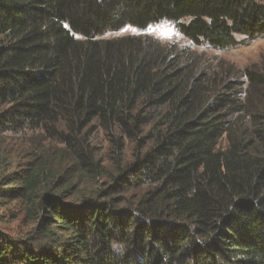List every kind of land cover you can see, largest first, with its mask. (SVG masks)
Masks as SVG:
<instances>
[{
  "label": "trees",
  "instance_id": "obj_1",
  "mask_svg": "<svg viewBox=\"0 0 264 264\" xmlns=\"http://www.w3.org/2000/svg\"><path fill=\"white\" fill-rule=\"evenodd\" d=\"M161 22L226 51L264 38V0H0V134H57L91 174L81 130L141 142L151 124L148 147L76 202L81 184L38 164L1 174L0 197L32 228L0 233V264H264V69L101 39Z\"/></svg>",
  "mask_w": 264,
  "mask_h": 264
},
{
  "label": "rangeland",
  "instance_id": "obj_2",
  "mask_svg": "<svg viewBox=\"0 0 264 264\" xmlns=\"http://www.w3.org/2000/svg\"><path fill=\"white\" fill-rule=\"evenodd\" d=\"M126 36L152 38L161 45H170L174 49L189 48L200 66L204 69L229 65L234 69H245L257 66L264 69V38L252 41H240L232 49L226 51L212 50L207 47H193L174 27L167 22L149 26L143 31L125 28L117 33H108L101 39H116ZM208 66V67H206ZM151 125V124H150ZM146 126L139 135L141 142H131L125 136H120L116 130H105L98 122L87 125L78 135V140L86 141L88 149L93 153V160L98 164L94 173L88 174L75 165L76 156L57 134L47 135L43 132H24L21 134H0V175L22 169H32L39 165L41 178H52L60 175L72 179L74 184H81L76 196L70 202H76L83 196H92L105 184L111 183V178L117 172V164L121 167L133 160V152L150 144ZM62 136L66 132L62 129ZM121 151L116 152L113 139H118ZM224 145V144H223ZM222 145V146H223ZM137 147V148H136ZM116 153L118 155H116ZM5 189V184L3 186ZM0 233L12 240H24L32 226L21 216H13L16 202L0 197Z\"/></svg>",
  "mask_w": 264,
  "mask_h": 264
}]
</instances>
